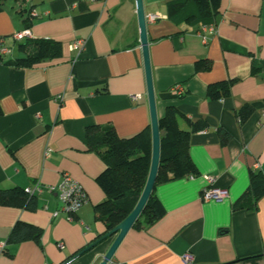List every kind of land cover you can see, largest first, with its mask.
I'll list each match as a JSON object with an SVG mask.
<instances>
[{
    "label": "crops",
    "instance_id": "0c3cea01",
    "mask_svg": "<svg viewBox=\"0 0 264 264\" xmlns=\"http://www.w3.org/2000/svg\"><path fill=\"white\" fill-rule=\"evenodd\" d=\"M169 1L143 0L156 109L159 117L173 107L185 130L205 123L189 138L197 175L158 184L163 215L132 227L107 264H264V196L245 194L251 171L264 174V69L252 72L264 62V0H219L205 42L201 22L168 18ZM18 2L0 0V190L39 183L41 191L33 211L0 204V264H99L114 236L68 261L105 231L94 213L105 165L87 149L85 130L111 125L130 137L150 123L135 0ZM30 9L36 15L27 21ZM25 27L28 40L58 41L59 56L18 66L27 40L12 35ZM225 80H233L229 95L209 98L208 85ZM244 106L251 109L241 119ZM64 175L87 195L72 214L47 189ZM209 186L227 195L203 200ZM239 200L253 205L234 207ZM17 221L39 227L40 239L9 243Z\"/></svg>",
    "mask_w": 264,
    "mask_h": 264
},
{
    "label": "trees",
    "instance_id": "16d2710c",
    "mask_svg": "<svg viewBox=\"0 0 264 264\" xmlns=\"http://www.w3.org/2000/svg\"><path fill=\"white\" fill-rule=\"evenodd\" d=\"M15 1L22 3V0ZM218 7L219 0H170L167 3V16L177 22L207 24L214 22ZM26 20L28 21V16ZM26 40L27 42L19 44L24 56L17 59L18 66L30 67L40 61L57 58L60 54L61 45L58 41ZM208 67L209 63L196 64L197 69ZM261 69H264V62L252 65V72ZM232 82L233 80H225L208 85L207 96L212 99L228 96ZM250 109L249 106H244L238 111L241 119L249 114ZM177 116V111L169 106L158 117L160 157L157 175L151 194L132 226L134 228L145 229L163 215V207L155 193L158 184L197 175L189 153V138L192 132L203 129L205 123H190L191 129L185 130L179 127ZM219 135L223 141L228 139L225 132L219 131ZM85 138L87 149L94 152L105 165V169L95 179L104 193V199L94 206V213L95 218L103 223L106 233L133 210L142 192L150 165V126L130 137H119L111 125L89 126L85 130ZM248 193L251 194L253 202L264 196V174L260 171H251L245 191V194ZM0 204L23 207L31 211L36 208L35 197L28 196L19 187L0 190ZM252 205L251 201L239 200L234 207L250 208ZM41 233L39 227L17 221L7 240L9 243L38 241Z\"/></svg>",
    "mask_w": 264,
    "mask_h": 264
},
{
    "label": "water",
    "instance_id": "95a60500",
    "mask_svg": "<svg viewBox=\"0 0 264 264\" xmlns=\"http://www.w3.org/2000/svg\"><path fill=\"white\" fill-rule=\"evenodd\" d=\"M135 7L139 30V43L141 46L143 67L145 72L146 96L150 114L149 126L151 132V155L147 178L133 210L118 225H116L114 228L107 231L106 233L102 234L97 239L85 246L83 249L75 253L68 261L77 258L78 256L90 250L105 239L114 236L111 245L103 255L102 260L99 262V264H107L111 260L115 250L117 249L124 236L132 228L133 224L137 220L155 184L160 157V134L158 127V115L156 109L153 81L151 76V66L149 60V39L146 28L147 21L143 8V0H135Z\"/></svg>",
    "mask_w": 264,
    "mask_h": 264
},
{
    "label": "built area",
    "instance_id": "2783aa9c",
    "mask_svg": "<svg viewBox=\"0 0 264 264\" xmlns=\"http://www.w3.org/2000/svg\"><path fill=\"white\" fill-rule=\"evenodd\" d=\"M36 13L34 9H30L28 12V21L35 16ZM149 20L156 21L161 18L158 14L150 15ZM213 24L204 25L200 24L199 29L197 31L198 36L201 37L202 41H206L205 32L213 31ZM30 31L28 27H25L23 30L17 31L13 33L12 37L15 41H22L24 39L30 38ZM79 41L71 44V47H77ZM175 93L180 94L182 92V88L179 85H175L174 87ZM138 95H135L134 98H138ZM206 181L211 184L212 179L210 177H206ZM49 192H53L57 195L59 202L62 208L68 213L72 214L77 211L87 200V195L82 187L74 180H72L68 175H64L63 180L57 185H51L48 188ZM24 193L28 196H35L37 193L41 191V186L39 183H35L31 187H26L23 189ZM227 195V191L225 189H220L216 187H205L201 193V198L203 200H216L221 199ZM184 260L186 263L189 262L190 256L185 255Z\"/></svg>",
    "mask_w": 264,
    "mask_h": 264
}]
</instances>
